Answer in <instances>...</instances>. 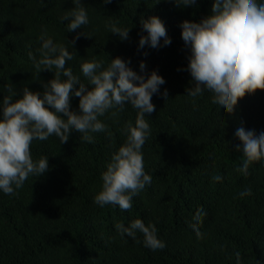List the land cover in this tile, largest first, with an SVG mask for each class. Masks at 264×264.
Instances as JSON below:
<instances>
[{"label": "trees", "instance_id": "16d2710c", "mask_svg": "<svg viewBox=\"0 0 264 264\" xmlns=\"http://www.w3.org/2000/svg\"><path fill=\"white\" fill-rule=\"evenodd\" d=\"M212 3L81 0L89 22L69 32L61 17L75 7L72 0H0V101L10 94L6 85L16 91L15 100L23 88L43 91L53 78L54 67L37 73L29 58H39L42 32L73 52L65 67L88 87L80 64L93 57L105 67L120 57L137 74L143 61L145 75L156 70L165 81L152 96L155 110L145 114L150 134L142 152L152 181L133 196L132 207L94 203L111 154L126 140L125 125L135 124L137 109L126 104L116 117H99L108 127L91 133V143L75 130L63 143L55 135L32 141L33 159L48 157L49 168L30 175L14 194L0 191V264H264V160L241 171L244 156L234 135L241 125L264 131V90L246 93L231 114L216 109L214 97L187 95L194 81L179 25L213 15ZM150 16L163 22L169 45L138 48L139 36L146 35L140 21ZM112 24L130 28L128 38L111 33ZM78 101L70 97V110L79 111ZM245 189L250 194L239 195ZM201 211L198 239L193 228ZM137 218L155 225L165 248L145 247L140 232L135 238L120 234L117 223Z\"/></svg>", "mask_w": 264, "mask_h": 264}, {"label": "clouds", "instance_id": "9594fccd", "mask_svg": "<svg viewBox=\"0 0 264 264\" xmlns=\"http://www.w3.org/2000/svg\"><path fill=\"white\" fill-rule=\"evenodd\" d=\"M72 3L75 7L61 17L69 21V32L89 22L81 0H72ZM179 3L190 6L196 0H179ZM212 12L213 15L198 23L185 20L179 25L181 38L190 49L186 70L194 81L187 95L201 99L205 95L214 97V107L223 114H231L246 93L264 90V0H213ZM140 23L146 35L139 36L138 48L145 45L157 48L171 43L158 17L150 16ZM129 29L112 24L110 31L126 40ZM38 39L41 41L39 58L29 53L34 68L38 73L54 67L55 72L43 85V91L25 87L15 100L17 93L12 85L5 86L10 94L0 101V191L14 194L30 175L38 177L48 170V157L33 159L30 151L33 140L43 141L55 135L63 143L68 140L69 132L75 130L91 143V133L106 131L108 127L99 117L106 112L116 117L130 104L137 109L135 124L125 125L126 140L111 154L101 174V189L94 196V203L101 207L111 204L130 209L133 196L152 181V176L144 170L142 152L150 134L145 114L155 110L152 96L160 92V86L165 83L163 77L156 70L145 75L143 61L139 62L140 74H137L128 66L130 61L120 57L110 59L106 67L103 60L93 57L80 64L82 75L91 85L88 87L73 74L71 67H65L66 61L73 59L72 51L46 32ZM162 94L166 97L167 89ZM72 96L79 97V111L70 110ZM234 135L240 142L237 150L244 156L241 171L246 174L250 162L264 160V131L257 133L241 125ZM213 179L219 181L222 177L216 175ZM250 191L245 189L239 195H248ZM204 216L205 212L201 211L193 228L198 239L203 235L199 226ZM116 228L121 235L130 238H135L137 232L142 233L145 247L165 248L152 222L145 225L137 218L127 226L119 222ZM236 256L239 261L240 254Z\"/></svg>", "mask_w": 264, "mask_h": 264}]
</instances>
